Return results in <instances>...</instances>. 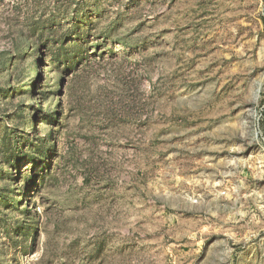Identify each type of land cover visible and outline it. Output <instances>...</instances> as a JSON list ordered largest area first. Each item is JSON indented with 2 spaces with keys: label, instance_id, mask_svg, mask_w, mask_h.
Instances as JSON below:
<instances>
[{
  "label": "rangeland",
  "instance_id": "rangeland-1",
  "mask_svg": "<svg viewBox=\"0 0 264 264\" xmlns=\"http://www.w3.org/2000/svg\"><path fill=\"white\" fill-rule=\"evenodd\" d=\"M0 264H264V0H0Z\"/></svg>",
  "mask_w": 264,
  "mask_h": 264
}]
</instances>
